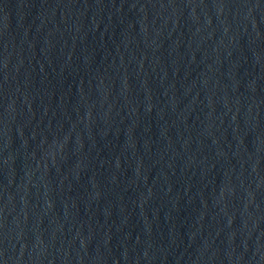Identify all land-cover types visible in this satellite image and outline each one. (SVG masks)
I'll return each instance as SVG.
<instances>
[{
	"label": "water",
	"instance_id": "water-1",
	"mask_svg": "<svg viewBox=\"0 0 264 264\" xmlns=\"http://www.w3.org/2000/svg\"><path fill=\"white\" fill-rule=\"evenodd\" d=\"M0 264H264V0H0Z\"/></svg>",
	"mask_w": 264,
	"mask_h": 264
}]
</instances>
